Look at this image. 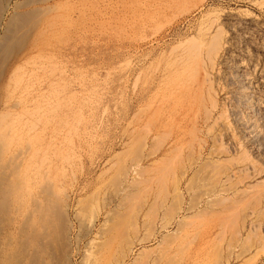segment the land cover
<instances>
[{
	"label": "rangeland",
	"instance_id": "obj_1",
	"mask_svg": "<svg viewBox=\"0 0 264 264\" xmlns=\"http://www.w3.org/2000/svg\"><path fill=\"white\" fill-rule=\"evenodd\" d=\"M63 9L3 80L0 129L67 204L70 262L264 264V0Z\"/></svg>",
	"mask_w": 264,
	"mask_h": 264
},
{
	"label": "bare ground",
	"instance_id": "obj_2",
	"mask_svg": "<svg viewBox=\"0 0 264 264\" xmlns=\"http://www.w3.org/2000/svg\"><path fill=\"white\" fill-rule=\"evenodd\" d=\"M13 1L0 0V25L9 10L12 11L0 35V95L5 91L3 80L13 76V66L31 60L33 49L47 45L54 31L64 29L66 0ZM0 106L5 107L2 102ZM3 109L0 117L5 112ZM8 138L9 133L0 129V264H73L66 239L69 230L62 225L66 223L62 215L66 214L63 212L67 204L56 200L48 182L29 177L24 159L10 152ZM95 223L93 219L89 229H93ZM98 232L96 235L100 236ZM91 241L88 246L93 245L95 249L93 242L97 241L95 238ZM89 251L79 264H100L104 260L106 250L92 253L90 248ZM127 262L128 255L117 264Z\"/></svg>",
	"mask_w": 264,
	"mask_h": 264
}]
</instances>
